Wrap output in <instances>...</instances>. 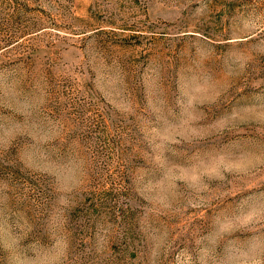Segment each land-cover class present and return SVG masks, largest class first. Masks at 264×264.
Masks as SVG:
<instances>
[{"label":"rangeland","instance_id":"obj_1","mask_svg":"<svg viewBox=\"0 0 264 264\" xmlns=\"http://www.w3.org/2000/svg\"><path fill=\"white\" fill-rule=\"evenodd\" d=\"M0 264H264V0H0Z\"/></svg>","mask_w":264,"mask_h":264}]
</instances>
